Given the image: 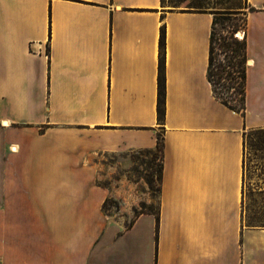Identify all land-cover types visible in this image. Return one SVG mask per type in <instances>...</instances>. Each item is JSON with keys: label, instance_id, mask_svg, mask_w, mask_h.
<instances>
[{"label": "crops", "instance_id": "crops-1", "mask_svg": "<svg viewBox=\"0 0 264 264\" xmlns=\"http://www.w3.org/2000/svg\"><path fill=\"white\" fill-rule=\"evenodd\" d=\"M246 6L243 114L208 76L210 12L0 0L2 264H264V226L243 212L244 133L264 127V0ZM137 150L161 154L159 222L126 226L104 210L102 157Z\"/></svg>", "mask_w": 264, "mask_h": 264}, {"label": "rangeland", "instance_id": "rangeland-1", "mask_svg": "<svg viewBox=\"0 0 264 264\" xmlns=\"http://www.w3.org/2000/svg\"><path fill=\"white\" fill-rule=\"evenodd\" d=\"M247 0H165V5L184 10H200L210 12L217 22L216 29L228 31L245 30L247 16L245 12ZM225 18V19H223ZM229 36L233 35L228 33ZM234 36V35H233ZM235 37V36H234ZM236 38V37H235ZM214 57H218L215 46ZM216 63V58H215ZM240 87L238 84H231ZM223 89L219 93L229 98L236 105H241V95L236 90ZM235 99V100H232ZM252 129L246 130V132ZM247 183L260 187V195L248 198L246 202L245 223L257 224L264 222V131H254L248 137ZM250 157V158H249ZM161 154L158 151L137 150L126 154H107L102 160L114 165L108 176H101L99 182L112 187L114 195L109 197L105 211L121 219L128 226L137 216L136 211L157 212L159 209L160 176L162 169ZM254 227H259L254 226Z\"/></svg>", "mask_w": 264, "mask_h": 264}, {"label": "trees", "instance_id": "trees-1", "mask_svg": "<svg viewBox=\"0 0 264 264\" xmlns=\"http://www.w3.org/2000/svg\"><path fill=\"white\" fill-rule=\"evenodd\" d=\"M177 1V0H174ZM173 2V0H172ZM162 3L165 5V0H162ZM184 10V9H183ZM186 11H200V10H186ZM200 12H204V11H200ZM225 19V18H223ZM216 25L217 22L214 19L213 21V30H212V34H211V53H210V65H209V71H208V76L210 81L212 82L213 88L215 93L218 95V97L222 100V102L224 104H226L229 108L234 109L238 112H242L244 114L245 111V83H246V68L244 66L245 62H246V56H245V42L244 41H240L237 38H235L233 35L229 36H221L219 37L217 35V29H216ZM235 31V30H234ZM219 39H221V45L224 47L227 46H231L233 45L235 48V52L236 55L238 56V65L241 69V80L238 83V86L240 87H236V94L241 95V105L238 106L236 105L233 101H231L229 98H224L222 97V95L218 92L217 88H216V82H218V80L221 77V71H223V67L220 63H215V58L217 61V57H214V50H215V42H218ZM161 46L164 47L165 46V26L162 27L161 30ZM164 97H165V88H164V78L162 77L160 79V91H159V116H160V120L163 119L164 114H165V109H164ZM235 100V99H232ZM254 131H264V127L263 128H253L251 131L244 133V158H243V167H244V175H243V212L245 213L247 206H246V202L247 199L250 198L252 199L254 195H260L261 192L263 190H261L260 187H253L252 185L247 183L246 177H247V165H248V150H247V144H248V137L251 136V134ZM163 147V137L160 135L159 136V143H158V148L159 150ZM250 158V157H249ZM161 178V176H160ZM109 199V198H108ZM108 199L105 201L104 203V210H105V206L106 203L108 201ZM136 214L137 216L140 213H143L145 211L142 212H138L137 210ZM150 213H154L156 214L157 220L159 222V209L158 211L152 212V211H148ZM244 219H245V214H244ZM248 225L250 226H264V222L263 221H257V224H252L251 222L248 223Z\"/></svg>", "mask_w": 264, "mask_h": 264}, {"label": "built area", "instance_id": "built-area-1", "mask_svg": "<svg viewBox=\"0 0 264 264\" xmlns=\"http://www.w3.org/2000/svg\"><path fill=\"white\" fill-rule=\"evenodd\" d=\"M245 36V31L242 30ZM230 34H233L238 40L243 41V37L238 36V31H228L225 28H221L218 32L217 35L219 37L221 36H227ZM216 46V49L218 51V57H217V63H220L222 67L224 68L223 71H221V77L216 82V88L218 92L226 90V87L232 89V92L235 91L236 87L231 84H238L241 80V69L238 65V56L236 55L235 48L233 45L224 47L221 45V39H219L218 42L214 43ZM245 68L248 66L247 61L244 64ZM0 264H2L0 262Z\"/></svg>", "mask_w": 264, "mask_h": 264}, {"label": "bare ground", "instance_id": "bare-ground-1", "mask_svg": "<svg viewBox=\"0 0 264 264\" xmlns=\"http://www.w3.org/2000/svg\"><path fill=\"white\" fill-rule=\"evenodd\" d=\"M238 36H239V37H243V36H244V33H243L242 31H240V32L238 33Z\"/></svg>", "mask_w": 264, "mask_h": 264}]
</instances>
